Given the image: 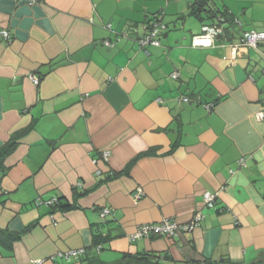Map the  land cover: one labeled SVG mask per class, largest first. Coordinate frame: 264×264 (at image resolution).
Wrapping results in <instances>:
<instances>
[{"label":"crops","instance_id":"1","mask_svg":"<svg viewBox=\"0 0 264 264\" xmlns=\"http://www.w3.org/2000/svg\"><path fill=\"white\" fill-rule=\"evenodd\" d=\"M197 2L0 0V264L264 263V45L231 61L264 0ZM217 10L240 25L193 48ZM155 15L162 46L140 49ZM198 213L192 233L131 240Z\"/></svg>","mask_w":264,"mask_h":264},{"label":"built area","instance_id":"2","mask_svg":"<svg viewBox=\"0 0 264 264\" xmlns=\"http://www.w3.org/2000/svg\"><path fill=\"white\" fill-rule=\"evenodd\" d=\"M207 1V0H200ZM159 16H155L153 21L150 23V28L147 33L137 41L140 49H146L148 47H161V39L163 34L166 32L167 27L164 25L162 19ZM222 28L218 26H204L199 35H196L192 39V47L193 48H204L210 49L215 46L218 38L222 34ZM3 36L6 39H10L8 33H3ZM264 44V31L257 32L251 31L245 34L244 38L241 40L239 45H235L232 48L231 53V61H236L239 57V53L241 49H258L260 45ZM105 45L109 48L113 46L111 42H106ZM264 57V54H263ZM227 59V58H225ZM179 73H174L171 78L173 80H177L179 78ZM36 85L39 84L38 79H32ZM182 102L188 104L190 103V99L184 98ZM213 108V105L209 106V110ZM263 114L260 115V118H263ZM110 157V152H104L102 154V158L105 161H108ZM144 196V190L142 188H138L136 193L133 195V201H139ZM205 203L208 208H213L215 204L216 196L208 193L205 195ZM58 203V200L54 199L48 202V205L54 206ZM110 214L109 210H104L101 214L102 218H105ZM204 219L203 213L195 214L193 219L187 224H179L170 219H165L160 224H150L144 225L137 229L136 233L131 237V240L135 241L138 239L149 238L151 235H158L164 238L173 239L178 237L181 234L192 233L197 227H200L201 222ZM86 252L84 250L79 251H70L68 253H61L58 255L59 259H63L66 261L79 260L81 257H84Z\"/></svg>","mask_w":264,"mask_h":264},{"label":"trees","instance_id":"3","mask_svg":"<svg viewBox=\"0 0 264 264\" xmlns=\"http://www.w3.org/2000/svg\"><path fill=\"white\" fill-rule=\"evenodd\" d=\"M214 0H207V1H200L198 0L197 2V7L195 8L194 12H196L197 15L201 14L202 11L205 9V7L208 5L207 3L213 2ZM216 18H218L219 23L218 24H214V25H206V26H218L219 28H222L223 32L220 35V37L218 38L217 42H219L220 40H222L223 38H225L227 36V33H229V27H234L236 25H240V21L233 17L230 13H228L227 11H221V10H217L216 12H214L213 14ZM155 16H159L160 18L162 16L160 15H155ZM155 16L151 17L150 21L147 23V31L149 30V26L150 23L153 21V19L155 18ZM162 19V18H161ZM160 19V20H161ZM230 24V25H229ZM225 25H229L228 27L225 28ZM251 32V31H248ZM248 32H244L243 35L240 38L239 43L241 42V40L244 38L245 34H247ZM258 32V31H257ZM147 33V32H146ZM164 35V34H163ZM216 42V43H217ZM238 43V44H239ZM216 45V44H215ZM264 45V44H262ZM261 46V45H260ZM263 61H264V57H263ZM132 257V262L133 264H149V257L146 255L143 256H138V257H133V256H128L127 258H131ZM88 263L87 264H103L100 262V260H98V258H87ZM125 263V262H124ZM205 264H235L231 261H227V260H223V261H219V262H206ZM264 264V263H262Z\"/></svg>","mask_w":264,"mask_h":264},{"label":"rangeland","instance_id":"4","mask_svg":"<svg viewBox=\"0 0 264 264\" xmlns=\"http://www.w3.org/2000/svg\"><path fill=\"white\" fill-rule=\"evenodd\" d=\"M260 16H261V15H260ZM260 16H258V15H255L254 17L260 18Z\"/></svg>","mask_w":264,"mask_h":264}]
</instances>
